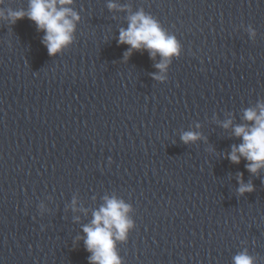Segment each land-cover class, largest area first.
<instances>
[{"label": "water", "instance_id": "1", "mask_svg": "<svg viewBox=\"0 0 264 264\" xmlns=\"http://www.w3.org/2000/svg\"><path fill=\"white\" fill-rule=\"evenodd\" d=\"M115 2L68 5L81 19L56 55L35 21L0 17V264H90L83 227L106 197L130 205L123 264H264V169L228 155L264 104V0ZM141 10L181 44L163 70L118 42Z\"/></svg>", "mask_w": 264, "mask_h": 264}, {"label": "clouds", "instance_id": "2", "mask_svg": "<svg viewBox=\"0 0 264 264\" xmlns=\"http://www.w3.org/2000/svg\"><path fill=\"white\" fill-rule=\"evenodd\" d=\"M74 0H29V6L25 9H4L5 0H0V17L8 18L12 23L25 17L36 22L40 30L45 31L43 43L47 46L49 55H56L74 42V33L80 15L68 5ZM108 7L115 9L121 7L115 0H109ZM119 43L128 44L131 47L125 52L127 59L133 50L147 49L152 58L157 53L162 61L156 64L157 68L165 69L172 56H179L181 44L174 35H169L158 20L143 10L128 17V27L121 28ZM244 119L253 121L252 124H240L233 127V134L242 137L243 142L233 145L228 154L234 163H239L241 158H246L249 163L247 169L257 173L264 169V104L258 109H246ZM223 127H232V121L223 123ZM199 133L186 131L181 136L185 142L198 139ZM240 187L238 192L254 191V185L243 181L240 174ZM106 204L93 213V219L89 225L83 227L86 233L84 243L89 256L90 264H123V260L117 251V241H123L134 227V222L128 217L130 205L117 198H105ZM234 264H254L253 258L246 252L234 257Z\"/></svg>", "mask_w": 264, "mask_h": 264}]
</instances>
